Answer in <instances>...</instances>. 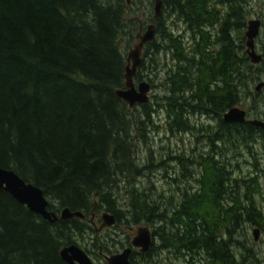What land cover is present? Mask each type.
Instances as JSON below:
<instances>
[{
    "label": "trees",
    "instance_id": "trees-1",
    "mask_svg": "<svg viewBox=\"0 0 264 264\" xmlns=\"http://www.w3.org/2000/svg\"><path fill=\"white\" fill-rule=\"evenodd\" d=\"M242 2L164 0L162 13L170 24L162 14L153 20L160 41L146 44L135 80L146 77V61L156 67L164 51L171 61L167 92L157 107L148 102L138 110L116 91L126 81L122 43L134 41L141 17L132 15L145 0H131L130 9L126 0H0V166L40 187L56 212L69 207L86 216L53 224L0 189V264H68L61 250L81 246L93 231L92 215L110 212L122 223V184L129 200L126 224L154 217L164 222L154 236L165 237L176 253L189 257L188 264H242V249L251 253L238 235L242 225L264 224L254 178L238 183L232 162L225 160L228 143L264 133L223 118L248 96L257 102L252 86L264 66L247 54ZM160 107L170 131L193 129L194 114L219 120L208 128L211 149L199 161L208 174L205 189L182 192L171 212L134 186L143 169L136 147ZM92 243L82 246L88 254L101 247L111 252L96 236Z\"/></svg>",
    "mask_w": 264,
    "mask_h": 264
},
{
    "label": "rangeland",
    "instance_id": "rangeland-1",
    "mask_svg": "<svg viewBox=\"0 0 264 264\" xmlns=\"http://www.w3.org/2000/svg\"><path fill=\"white\" fill-rule=\"evenodd\" d=\"M150 1L152 0H145V5L139 8L137 13L132 15V17L140 15V23L143 25L142 33H145L148 30V26L153 23L152 17L155 15V4L154 1L152 4H149ZM242 4L245 7L246 22L253 18H259L262 21L260 33L255 40V44L256 50L263 56L262 61L264 62V0H248L247 3L244 2ZM218 6L219 8L216 7L217 9L221 8V10L225 11L224 6ZM162 15L167 19V23L170 24V19L167 14L163 12ZM179 27L182 30L185 28L184 24H180ZM246 30L247 26L245 28V35ZM138 33L139 30L130 45L126 46L125 41H123L122 46L126 49V52L138 42ZM189 34L186 29V37L191 38ZM156 39L160 41L157 32L154 40ZM156 58V67L155 65L150 66L148 59L146 61V68L143 69L146 77L139 81L135 80L136 85L143 80L151 84L152 90L149 102H152L154 107H157V100L162 101L159 97L164 96L167 92L166 78L168 74L166 68L171 64L169 54L166 55L164 51L159 52ZM263 62L257 65L261 66ZM260 76L261 78L256 80L252 86V91L258 93L257 102H254L252 96H248L238 106L247 111V118L264 120V89H255L260 82H264V66H262ZM140 105L138 104V106L136 105L134 107L140 110ZM190 120L194 124L193 129L189 131H170L167 125L166 111L163 107H160L156 113L152 114L151 121L145 126V138H140L136 147V162L143 168L141 170L144 174L141 171V174L134 176L135 188L138 192L145 190L151 193L153 199L159 203V207L169 209L170 212L178 206L181 201L182 192L188 195L203 192L208 179V174L199 165V161L202 162L201 157H205L202 155H207L211 149L208 128H215L219 120L218 118L203 114L190 115ZM254 135H256L254 139L248 137L243 140L239 137V140L235 139L233 143H228L231 148L227 152L228 157L225 160L232 162V174L234 179L239 181L238 183L244 184V178H254L252 182L254 184L253 193L264 213V133L258 134L254 132ZM219 145L220 148L218 150L224 151L223 143H219ZM125 189L122 184V196H120V200L125 215L129 217V200L127 195L124 194ZM126 216L121 224L112 228H106L100 234H97L94 226L91 225L93 231H88L84 238L80 240L81 247L92 245V239L96 236L98 242L102 244L106 243L110 246L111 252H104L102 248L100 249L102 253L111 255L117 252L118 249L119 251L122 250L129 243V238L127 237L128 226L134 228L148 227L154 235V231L161 227V225H164V222L160 220H156L157 222H155V217L149 222L126 224ZM255 229H259L257 239L254 238ZM134 232L135 235L136 231ZM157 234L154 236V244L152 245L154 249L151 250V247L149 256H143L145 253H141L137 248L135 249L136 252L132 255L134 264H188L186 259L189 257H184L180 253H176L174 246H170L168 241L165 240V237ZM238 235L241 241L251 248V253L248 256L245 250L241 248L244 253V258H240L242 264H264V224L260 227L251 225L250 223H244ZM121 244H124V246H121ZM240 245L243 246L242 243ZM100 250H93L89 254L90 257L94 264H108L104 256H102L103 254L100 253Z\"/></svg>",
    "mask_w": 264,
    "mask_h": 264
},
{
    "label": "water",
    "instance_id": "water-1",
    "mask_svg": "<svg viewBox=\"0 0 264 264\" xmlns=\"http://www.w3.org/2000/svg\"><path fill=\"white\" fill-rule=\"evenodd\" d=\"M130 9L131 0H126ZM155 18L160 15L163 0H154ZM261 29L260 19H251L248 22L246 30V46L247 54L252 63L258 64L263 60V56L256 50L255 40L258 37ZM137 34L138 42L127 52V65L125 68V87L116 91L117 95L128 103L130 108L138 104H146L150 101V93L152 86L148 81H140L137 85L135 77L139 66L143 61V50L148 42L155 39L156 27L150 25L145 33ZM264 82H260L256 86V90L261 89ZM223 118L226 122L243 123L248 122L252 125L264 129V120L259 118H247V111L239 106H234L228 109ZM0 189L9 192L17 201L26 205L32 212L41 215L44 219L51 223H56L60 219L68 220L73 217L85 218L82 211H72L69 207L61 209L59 212L51 209L50 202L45 196L43 190L33 183L26 182L13 169L3 168L0 166ZM102 224L96 229L99 231L104 227L113 226L117 222V218L113 213L103 212L101 214ZM136 231L132 236L131 244L122 252L112 255H106L108 264H133L131 254L133 248H138L141 253H148L154 242V235L148 227L129 228ZM259 229L254 230V238L257 239ZM62 258L68 264H94L90 255L78 244L65 246L61 250Z\"/></svg>",
    "mask_w": 264,
    "mask_h": 264
},
{
    "label": "flooded vegetation",
    "instance_id": "flooded-vegetation-1",
    "mask_svg": "<svg viewBox=\"0 0 264 264\" xmlns=\"http://www.w3.org/2000/svg\"><path fill=\"white\" fill-rule=\"evenodd\" d=\"M247 1L248 0H243V2L242 3H247ZM242 6H243V4H242ZM243 9L245 10V7L243 6ZM140 29L141 30H143V25H142V23H140V27H139V31H140ZM145 48V47H144ZM84 219H86V217L84 218ZM89 221H90V223L94 226V229H95V231H96V229L102 224V218H101V215H92V217L89 219ZM118 221L116 222V224L115 225H113V226H109V227H104L103 229H101V230H99V231H96V233L97 234H100V233H102L106 228H112V227H115V226H118ZM129 228H134V227H132V226H128L127 227V237L129 238V243H127L126 244V246H124L123 248H122V250H120L119 251V249H118V251L117 252H115V253H119V252H122L125 248H127V247H129V246H132V244H131V241H132V236L134 235V231L135 230H131V229H129ZM101 249H102V247H101ZM135 249L136 248H133V252H132V254H131V261H132V263H133V253L134 252H136L135 251ZM100 253L101 254H103L102 253V251L100 250ZM114 253V254H115ZM140 253V252H139ZM106 255L107 254H103L102 256H104V258L106 259ZM107 261V260H106Z\"/></svg>",
    "mask_w": 264,
    "mask_h": 264
},
{
    "label": "bare ground",
    "instance_id": "bare-ground-1",
    "mask_svg": "<svg viewBox=\"0 0 264 264\" xmlns=\"http://www.w3.org/2000/svg\"><path fill=\"white\" fill-rule=\"evenodd\" d=\"M153 1H154V0H153ZM163 6H164V0H163V4H162V8H161V10L163 9ZM161 14H162V12L160 13V15H159L157 18H155V15H154L152 21L158 19V18L161 16ZM253 19H259V18H253ZM250 20H251V19H250ZM250 20H249V21H250ZM249 21H247V23H246L247 26H248V22H249ZM260 21H261V20H260ZM150 25H155V27H156V24H155L154 22H153L152 24H150ZM150 25H149V26H150ZM149 26H148V27H149ZM261 26H262V21H261ZM156 32H157V29H156ZM145 46H146V45H145ZM143 54H144V50H143Z\"/></svg>",
    "mask_w": 264,
    "mask_h": 264
}]
</instances>
